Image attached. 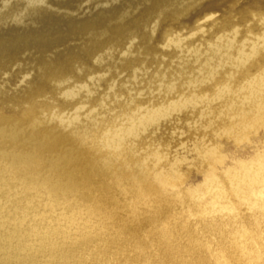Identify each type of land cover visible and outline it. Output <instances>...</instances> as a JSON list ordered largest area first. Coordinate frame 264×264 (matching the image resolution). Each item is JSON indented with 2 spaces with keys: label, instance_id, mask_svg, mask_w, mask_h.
Wrapping results in <instances>:
<instances>
[{
  "label": "rangeland",
  "instance_id": "rangeland-1",
  "mask_svg": "<svg viewBox=\"0 0 264 264\" xmlns=\"http://www.w3.org/2000/svg\"><path fill=\"white\" fill-rule=\"evenodd\" d=\"M29 192L111 263L264 264V0H0V206Z\"/></svg>",
  "mask_w": 264,
  "mask_h": 264
},
{
  "label": "bare ground",
  "instance_id": "bare-ground-1",
  "mask_svg": "<svg viewBox=\"0 0 264 264\" xmlns=\"http://www.w3.org/2000/svg\"><path fill=\"white\" fill-rule=\"evenodd\" d=\"M28 9L29 7L17 9L10 5L2 14L3 20H22L28 15ZM19 42L20 40H14L13 48H16ZM79 129L83 130L82 126ZM37 196V193L29 192L24 199H21L23 201L29 199L33 205H24L20 200L0 206V264H146L137 262L136 259L140 253L135 254L136 251L133 254L128 251L124 257L115 258L114 263H111V254L119 255V251L102 253L100 250L103 245L91 238L86 239L82 244L81 251H79L80 248L69 249L76 241V237H72L74 234L59 225L54 214L44 208L42 200L34 199ZM237 216L241 215L238 213ZM110 247L107 246L109 249ZM98 250L100 256L97 253ZM167 255L173 256L172 252H168ZM213 260L214 262L210 264H218L215 259ZM171 262H173L172 258L164 260L165 264ZM174 262L175 264H200V262L203 264L204 260L201 257L195 260L180 258Z\"/></svg>",
  "mask_w": 264,
  "mask_h": 264
}]
</instances>
